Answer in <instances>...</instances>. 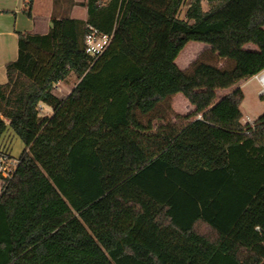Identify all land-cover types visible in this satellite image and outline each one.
Here are the masks:
<instances>
[{
	"label": "trees",
	"instance_id": "1",
	"mask_svg": "<svg viewBox=\"0 0 264 264\" xmlns=\"http://www.w3.org/2000/svg\"><path fill=\"white\" fill-rule=\"evenodd\" d=\"M206 1L208 10L191 0L182 19V0L167 14L138 0H87L84 20L17 31L0 140L11 131L24 147L0 189V264H264V114L240 123L213 109L219 90L264 69V0ZM32 6L24 0L28 17ZM131 13L148 25L143 48L123 27ZM92 30L111 35L96 59L84 51ZM190 40L232 66L181 69L175 58ZM70 73L78 81L60 97L55 86ZM176 93L193 110L151 132L145 117ZM221 99L238 104L243 92ZM210 125L246 136L225 144ZM124 142L142 153L135 169L122 160ZM40 168L70 208L29 215L15 240L14 202Z\"/></svg>",
	"mask_w": 264,
	"mask_h": 264
},
{
	"label": "rangeland",
	"instance_id": "2",
	"mask_svg": "<svg viewBox=\"0 0 264 264\" xmlns=\"http://www.w3.org/2000/svg\"><path fill=\"white\" fill-rule=\"evenodd\" d=\"M138 1L155 11L167 14L173 0ZM190 1L191 0H182L177 12L179 18H185L184 14ZM201 5L204 10L209 9V4L206 0H202ZM123 27L130 34L131 41L135 47L143 48L146 45L148 25L138 16L131 13ZM245 47L250 49L257 48L253 43H248ZM196 60L208 62L220 68H229L232 66L231 61L220 58L213 53L208 44L196 40H190L185 44L175 58V63L181 69L190 70L192 62ZM77 81L76 75L70 73L65 80L56 84L55 93L60 97H64L71 91ZM236 87H239L243 92V99L240 103L236 104L228 99H221L223 95ZM258 89V82L253 76L242 79L234 86L218 91L217 98L213 103V109L218 115L228 117L231 120H237L240 123H252L253 120L264 114V100L258 95ZM192 108L193 106L186 100L182 93H176L164 102L159 103L156 108L145 117V120L148 118L152 119L153 128L151 132H153L158 125L167 121H173L176 114H186L190 112ZM44 109L43 106L41 114L46 113ZM210 130L217 136H221L222 140L229 143L240 141L246 136V132H231L213 125H210ZM11 141H13V139ZM16 143L20 142L16 140ZM122 160L135 169L142 164L143 156L139 148L133 142H124ZM1 185L2 182L0 180V189ZM45 207L48 208L45 209ZM65 207L66 206L61 204V201H57L53 185L46 177L45 173H38L35 187L23 193L14 202L12 214L9 217L14 239L18 240L20 238L21 227L29 215L37 212L49 213L48 211H62Z\"/></svg>",
	"mask_w": 264,
	"mask_h": 264
},
{
	"label": "crops",
	"instance_id": "3",
	"mask_svg": "<svg viewBox=\"0 0 264 264\" xmlns=\"http://www.w3.org/2000/svg\"><path fill=\"white\" fill-rule=\"evenodd\" d=\"M86 1L33 0L32 16L28 17L23 12L24 0H0V87L4 86L7 81L6 64L15 60L17 57V31H29L39 34L46 33L50 27L52 17H70L84 20L87 17ZM44 108L46 110L45 114L50 115L52 113L51 107L44 105ZM7 134L8 136L10 135V140L13 139L10 144L11 153L19 157L24 147L23 142L11 131H8ZM217 139L225 144L229 143L222 140L221 136H217ZM16 140L20 143H16ZM42 172L43 170L40 168L39 173L42 174ZM53 188L57 201H61V204L66 206L64 210L70 208L58 190L54 186ZM48 212L54 213L58 211ZM10 227L12 228L11 224Z\"/></svg>",
	"mask_w": 264,
	"mask_h": 264
},
{
	"label": "built area",
	"instance_id": "4",
	"mask_svg": "<svg viewBox=\"0 0 264 264\" xmlns=\"http://www.w3.org/2000/svg\"><path fill=\"white\" fill-rule=\"evenodd\" d=\"M111 40L110 34L90 31L85 38L84 51L93 59L101 55ZM259 85L258 95L264 100V69L253 75ZM11 141L0 140V180L6 184L15 174L20 158L11 153Z\"/></svg>",
	"mask_w": 264,
	"mask_h": 264
}]
</instances>
